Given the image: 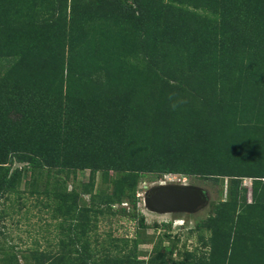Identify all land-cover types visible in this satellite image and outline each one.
Instances as JSON below:
<instances>
[{"label":"trees","instance_id":"obj_1","mask_svg":"<svg viewBox=\"0 0 264 264\" xmlns=\"http://www.w3.org/2000/svg\"><path fill=\"white\" fill-rule=\"evenodd\" d=\"M3 57L0 198L25 171L45 177L30 195H45L72 248L31 251L34 264H264V0H0ZM80 170L89 184L67 191ZM110 172L109 211L135 208L141 178H228L197 225L206 254L144 261L136 239L122 255L93 250L104 212L80 200Z\"/></svg>","mask_w":264,"mask_h":264},{"label":"rangeland","instance_id":"obj_2","mask_svg":"<svg viewBox=\"0 0 264 264\" xmlns=\"http://www.w3.org/2000/svg\"><path fill=\"white\" fill-rule=\"evenodd\" d=\"M9 60L10 57L0 58L1 73L5 71ZM16 166L24 167L19 164ZM117 174L119 173L110 172L109 181L104 183V176L96 173L92 191L82 194L83 198L80 200L81 206L86 207L91 206L95 200L104 212L102 216H98V229L91 232V236L97 234L96 238L90 239L93 242V250L113 245L116 247L113 252L122 255L132 247L131 241L136 239V257L144 261L156 254L160 256L164 250L171 253L169 257L173 261H183L191 254L195 257H203V254H206L204 243L209 238V233L202 231L197 225L212 213L213 204L227 199L228 178L214 181L199 176L177 174L160 176L158 179L141 178L136 186L135 208L124 198L122 203L109 206V211L102 201L109 198L113 192ZM89 179L88 170L77 171L75 180L68 181L67 191L74 185L78 191L83 190L89 184ZM45 181V177L33 181L31 174L25 171L20 180L18 194L0 198V264H34L31 251L42 252L47 257L59 252L68 254L72 250L69 245L66 246L70 239L65 236V231L56 227L61 220L60 215L53 214L50 208L44 206L47 202L45 195H30L34 189L42 190ZM159 182L178 185L184 183L186 186L201 188L206 193L208 202L194 213L151 211L146 207L144 198L147 191ZM251 182L248 178L242 180V185L248 190V202H251ZM27 183L31 186L28 187ZM140 223L143 226H140ZM126 243L127 247L124 248Z\"/></svg>","mask_w":264,"mask_h":264},{"label":"water","instance_id":"obj_3","mask_svg":"<svg viewBox=\"0 0 264 264\" xmlns=\"http://www.w3.org/2000/svg\"><path fill=\"white\" fill-rule=\"evenodd\" d=\"M146 207L154 212L194 213L208 202L201 189L186 185H156L149 189L144 198Z\"/></svg>","mask_w":264,"mask_h":264},{"label":"clouds","instance_id":"obj_4","mask_svg":"<svg viewBox=\"0 0 264 264\" xmlns=\"http://www.w3.org/2000/svg\"><path fill=\"white\" fill-rule=\"evenodd\" d=\"M173 182H175V181H173ZM168 184H170V185H178V184H174V183H166V182H159V184H157V185H168ZM180 185H184V183H182V184H180Z\"/></svg>","mask_w":264,"mask_h":264}]
</instances>
